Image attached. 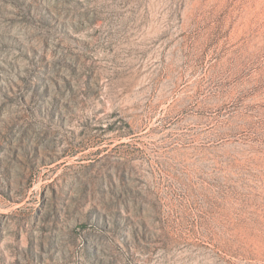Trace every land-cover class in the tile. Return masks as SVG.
Segmentation results:
<instances>
[{
	"label": "rangeland",
	"instance_id": "1",
	"mask_svg": "<svg viewBox=\"0 0 264 264\" xmlns=\"http://www.w3.org/2000/svg\"><path fill=\"white\" fill-rule=\"evenodd\" d=\"M0 264H264V0H0Z\"/></svg>",
	"mask_w": 264,
	"mask_h": 264
}]
</instances>
